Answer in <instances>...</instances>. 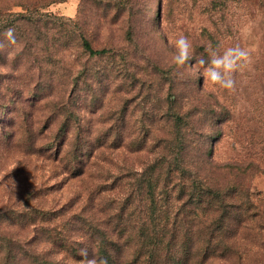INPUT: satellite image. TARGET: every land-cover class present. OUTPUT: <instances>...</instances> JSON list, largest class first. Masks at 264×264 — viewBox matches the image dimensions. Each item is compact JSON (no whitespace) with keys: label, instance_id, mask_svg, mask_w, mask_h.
<instances>
[{"label":"rangeland","instance_id":"374dc122","mask_svg":"<svg viewBox=\"0 0 264 264\" xmlns=\"http://www.w3.org/2000/svg\"><path fill=\"white\" fill-rule=\"evenodd\" d=\"M8 29L15 44L8 42ZM180 34L194 49L183 67L172 63ZM81 35L109 53L90 57ZM0 44V264H76L82 248L88 258L101 259L96 245L76 241L69 231L74 210L88 213L75 200L88 190L89 171L70 178L65 161L21 148L16 142L25 120L39 126L49 120L52 129L42 136L52 137L68 119L69 136H82L86 152L89 139H124L99 164L112 163L118 175L129 172L136 185L162 152L153 138L165 132L162 112L175 98L197 108L190 149L201 176L221 188L237 186L254 209L264 210V0H0ZM219 45L250 50L252 62L236 75L235 91L206 85L197 63ZM144 137V148H127ZM89 161L83 167L96 170L95 159ZM33 207L52 218L24 228L19 216L2 215ZM57 232L63 243L55 241ZM3 235L23 246L11 260ZM228 243H234L228 260L210 264H264V214L247 217ZM182 255L173 247L157 259L179 264ZM116 258L117 264H145L147 255L137 257L130 243Z\"/></svg>","mask_w":264,"mask_h":264},{"label":"trees","instance_id":"16d2710c","mask_svg":"<svg viewBox=\"0 0 264 264\" xmlns=\"http://www.w3.org/2000/svg\"><path fill=\"white\" fill-rule=\"evenodd\" d=\"M20 20L26 21L25 15L22 14ZM80 43L90 57L109 53L107 48H94L83 35ZM156 70L164 73L159 66ZM2 109L4 113L7 109L10 111L7 106ZM196 111L195 106H186L175 98L167 105L162 112L163 119H166L163 123L165 132L153 138V148L161 146L162 152L135 179L136 185L129 172L118 175L112 163L108 167L99 164L102 160L106 162L107 151L121 147L124 139L108 136L89 139L90 148L86 152L82 136H69L68 119L60 123L58 134L52 137L42 136L43 131L52 129L49 120L42 126L25 120L21 126L27 136L23 131L22 138L16 143H20L25 151L43 152L48 159L65 161L64 169L70 178L86 176L89 171L88 190L75 200L79 201L78 208L83 207L88 213L83 214L78 208L74 210L69 231L76 232L79 237L75 238L76 241L81 238L89 246L96 245L100 258L107 264H117L116 256L130 243L137 257L147 255L145 264H164L165 260L158 261L157 258L168 255L173 247L183 250L179 264H190L192 259V264H210L213 259L228 260L229 252L234 249V243H228L229 238L241 228L247 217L252 218L257 213L263 215L264 210L254 209V203L245 200L237 186L221 188L201 176L190 149L195 144L193 136L197 132ZM5 127L6 121L1 128ZM9 135L11 141L16 137L14 133ZM147 139L131 140L127 148H134L137 144V150L144 148ZM200 156L204 162L207 160L203 154ZM94 159L96 170V166L83 167L84 162ZM75 201L68 204L74 206ZM22 212L2 215L19 216L24 228L52 218L48 211L38 207ZM57 233L55 241L63 243V234ZM16 244L3 235L7 260H11L14 253L23 251V246L18 244L17 247Z\"/></svg>","mask_w":264,"mask_h":264},{"label":"clouds","instance_id":"9594fccd","mask_svg":"<svg viewBox=\"0 0 264 264\" xmlns=\"http://www.w3.org/2000/svg\"><path fill=\"white\" fill-rule=\"evenodd\" d=\"M6 37L10 44H15L14 30L8 29ZM4 45L0 44V48ZM194 57L192 41L180 34L174 41V52L172 54V63L177 67H183L188 64ZM250 50L240 47L239 45L224 47L219 45L216 49L209 50V59L205 61L200 59L198 64L204 66L203 78L205 84L219 86L221 89L235 91L236 75L242 72L251 64ZM83 259L76 264H107L106 260L97 259L95 256L88 258V251L82 248L80 251Z\"/></svg>","mask_w":264,"mask_h":264}]
</instances>
